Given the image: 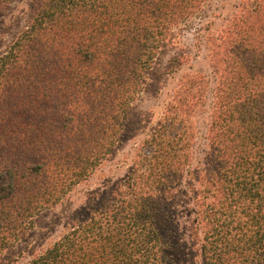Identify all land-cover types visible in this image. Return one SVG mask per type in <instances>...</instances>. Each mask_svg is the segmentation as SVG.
<instances>
[{"label":"trees","instance_id":"1","mask_svg":"<svg viewBox=\"0 0 264 264\" xmlns=\"http://www.w3.org/2000/svg\"><path fill=\"white\" fill-rule=\"evenodd\" d=\"M209 1L35 0L0 56V264L137 133L133 104L159 51L180 25L208 20ZM238 12L221 33L199 27L217 82L210 162L194 165L189 126L207 81L185 75L130 174L28 264H183L162 230L184 201L200 264H264V0Z\"/></svg>","mask_w":264,"mask_h":264},{"label":"rangeland","instance_id":"2","mask_svg":"<svg viewBox=\"0 0 264 264\" xmlns=\"http://www.w3.org/2000/svg\"><path fill=\"white\" fill-rule=\"evenodd\" d=\"M243 4L244 0H210L205 7L208 20L199 22L195 18L172 31L149 71L146 86L133 104L134 123L130 131L137 133L124 138L116 152L104 160L87 180L74 186L60 202L39 213L26 236L2 252V264H28L69 231L76 220L86 217L94 195L99 198L108 195L130 174L136 153L141 152L138 149L162 121L164 111L185 75L204 76L207 81L206 95L191 114L189 126L192 129L194 165L205 166L210 162L208 137L217 82L210 61L212 44L208 41L209 32L201 31L199 27L206 26L210 20L214 22L212 33L227 30ZM35 6V0H11L2 6L0 56L25 28ZM144 152L148 153L145 149ZM188 206L187 201L182 202L168 217L162 232L171 239L178 255L180 251L185 252V255L180 254L183 264H200V250L192 249L189 243L191 214Z\"/></svg>","mask_w":264,"mask_h":264}]
</instances>
